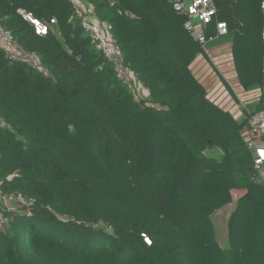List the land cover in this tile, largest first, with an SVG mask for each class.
Instances as JSON below:
<instances>
[{
	"label": "trees",
	"instance_id": "16d2710c",
	"mask_svg": "<svg viewBox=\"0 0 264 264\" xmlns=\"http://www.w3.org/2000/svg\"><path fill=\"white\" fill-rule=\"evenodd\" d=\"M108 24L137 97L95 48L71 0H0V25L37 70L0 46V264H264V181L239 120L191 65L201 43L173 0H85ZM242 87L264 91L263 0H213ZM22 12L57 24L44 35ZM264 108V92L257 109ZM222 152L220 156L219 153ZM235 194L238 198L235 199ZM229 247L213 214L231 203ZM149 239L150 242L146 240Z\"/></svg>",
	"mask_w": 264,
	"mask_h": 264
},
{
	"label": "built area",
	"instance_id": "2783aa9c",
	"mask_svg": "<svg viewBox=\"0 0 264 264\" xmlns=\"http://www.w3.org/2000/svg\"><path fill=\"white\" fill-rule=\"evenodd\" d=\"M71 1L75 5V13L80 18L82 28L92 36L95 48L100 50L105 57L114 63L117 77L121 79L124 84L128 85L137 97L143 96L142 89L144 86L138 81L134 73L124 65L122 51L116 44L108 24L102 22L94 12L93 6H87L84 0ZM173 3L175 10L186 17L185 28L192 36L199 40L204 51L209 55V43L219 36L226 34L228 29L226 22L219 21L217 22V37L208 38V24H210L217 15V8L214 1L173 0ZM261 7L264 11V0ZM22 15L26 20L35 25L36 32L41 35L46 34L53 25L57 24V19L54 17L50 20L42 21L31 13L22 12ZM0 46L7 51L8 56L11 58L26 62L37 70H44L41 57L36 52L25 51L17 43L12 32L1 25ZM247 118L248 122L245 129V140L249 149L253 151L255 156V169L257 171L255 177L258 180L264 181V108L251 112ZM0 126L3 128H12L1 115ZM0 202L8 204V206H10L8 210L12 211L24 207L30 208L34 203L32 199L26 200L20 193H3L1 190ZM146 240L150 242L148 238H146Z\"/></svg>",
	"mask_w": 264,
	"mask_h": 264
},
{
	"label": "crops",
	"instance_id": "0c3cea01",
	"mask_svg": "<svg viewBox=\"0 0 264 264\" xmlns=\"http://www.w3.org/2000/svg\"><path fill=\"white\" fill-rule=\"evenodd\" d=\"M86 4L92 6L90 3L86 2ZM210 44L212 54L209 59L204 55H199L191 68L206 87L210 98L242 121L246 118V110L252 112L257 109L263 97V90L258 86L249 90L242 87L235 69L232 37H218ZM142 90L143 96H148L145 87Z\"/></svg>",
	"mask_w": 264,
	"mask_h": 264
},
{
	"label": "rangeland",
	"instance_id": "374dc122",
	"mask_svg": "<svg viewBox=\"0 0 264 264\" xmlns=\"http://www.w3.org/2000/svg\"><path fill=\"white\" fill-rule=\"evenodd\" d=\"M216 41L220 42V40H216ZM216 41H214V42H216ZM209 45L211 46L210 43H209ZM211 54L212 53L210 52L209 55H211ZM212 60H213V57H212ZM215 64H216V62H215ZM219 155L220 156L222 155L221 151H220ZM263 176H264V172H263ZM263 180H264V178H263ZM237 198H238V194H235V199H237ZM9 207L10 206H8V204H3L0 202V227L7 224L6 218L4 219V217H3V210L8 209ZM235 207H236V203L235 202L231 203L230 205L225 206L222 209L217 210L212 216L213 221L215 223L217 240L219 241L220 245L222 247H225V248L229 247L228 220H229L230 214L235 209Z\"/></svg>",
	"mask_w": 264,
	"mask_h": 264
}]
</instances>
